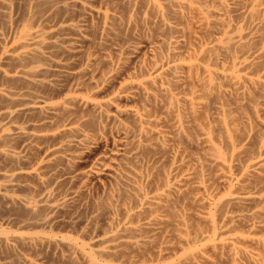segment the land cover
<instances>
[{
  "label": "bare ground",
  "instance_id": "1",
  "mask_svg": "<svg viewBox=\"0 0 264 264\" xmlns=\"http://www.w3.org/2000/svg\"><path fill=\"white\" fill-rule=\"evenodd\" d=\"M0 264H264V0H0Z\"/></svg>",
  "mask_w": 264,
  "mask_h": 264
},
{
  "label": "rangeland",
  "instance_id": "2",
  "mask_svg": "<svg viewBox=\"0 0 264 264\" xmlns=\"http://www.w3.org/2000/svg\"><path fill=\"white\" fill-rule=\"evenodd\" d=\"M117 37H118V36H115V39H116ZM112 38H113V37H112ZM112 38L109 40V43H110V45H111L112 48H113V43H114V45H116V43H118L117 45H119V44H120L119 41H121V40H120L121 38L118 37V39H116V40H114V39H112ZM111 40H112V41H111ZM113 40H114V41H113ZM117 40H118V41H117ZM110 41L112 42V44H111ZM111 46H109V45L107 44V47H108V48H111ZM116 47H117V46H116ZM114 48H115V47H114ZM189 208H190V210L192 209L191 206H189ZM15 213H17V212H14V214H15ZM18 214H19V213H18ZM18 214H16V215H18Z\"/></svg>",
  "mask_w": 264,
  "mask_h": 264
}]
</instances>
